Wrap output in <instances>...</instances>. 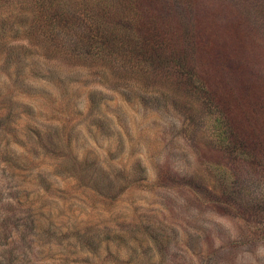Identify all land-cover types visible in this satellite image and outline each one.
<instances>
[{
    "label": "rangeland",
    "instance_id": "1",
    "mask_svg": "<svg viewBox=\"0 0 264 264\" xmlns=\"http://www.w3.org/2000/svg\"><path fill=\"white\" fill-rule=\"evenodd\" d=\"M0 264H264V0H0Z\"/></svg>",
    "mask_w": 264,
    "mask_h": 264
}]
</instances>
